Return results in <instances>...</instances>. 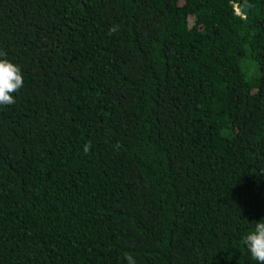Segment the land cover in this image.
<instances>
[{
    "label": "trees",
    "instance_id": "1",
    "mask_svg": "<svg viewBox=\"0 0 264 264\" xmlns=\"http://www.w3.org/2000/svg\"><path fill=\"white\" fill-rule=\"evenodd\" d=\"M0 264H256L264 0H0Z\"/></svg>",
    "mask_w": 264,
    "mask_h": 264
},
{
    "label": "clouds",
    "instance_id": "2",
    "mask_svg": "<svg viewBox=\"0 0 264 264\" xmlns=\"http://www.w3.org/2000/svg\"><path fill=\"white\" fill-rule=\"evenodd\" d=\"M23 83L20 67L0 59V106L13 104V94L23 87ZM243 244L256 264H264V219L254 223V228L243 237Z\"/></svg>",
    "mask_w": 264,
    "mask_h": 264
}]
</instances>
